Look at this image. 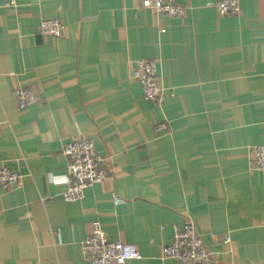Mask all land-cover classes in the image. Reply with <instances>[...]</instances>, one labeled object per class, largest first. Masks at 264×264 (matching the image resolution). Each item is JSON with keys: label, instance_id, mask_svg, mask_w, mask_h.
<instances>
[{"label": "crops", "instance_id": "crops-1", "mask_svg": "<svg viewBox=\"0 0 264 264\" xmlns=\"http://www.w3.org/2000/svg\"><path fill=\"white\" fill-rule=\"evenodd\" d=\"M176 1L184 17L139 0H0V167L20 175L0 189V264H85L94 221L136 246L128 264H180L163 251L187 216L214 264H264V172L251 157L264 146V0L222 17L206 7L218 0ZM43 19L62 35H41ZM138 59L157 64L159 103L131 78ZM17 88L37 102L18 108ZM79 137L106 177L68 204L53 179Z\"/></svg>", "mask_w": 264, "mask_h": 264}, {"label": "built area", "instance_id": "built-area-1", "mask_svg": "<svg viewBox=\"0 0 264 264\" xmlns=\"http://www.w3.org/2000/svg\"><path fill=\"white\" fill-rule=\"evenodd\" d=\"M140 7L168 17H184L187 9L176 0H139ZM16 0H8L7 6H15ZM206 7L213 8L219 16L235 15L238 13L237 0H218L208 3ZM64 25L60 19H43L38 31L41 35L59 38ZM161 33H165L161 29ZM131 78L142 90L143 98L149 103H159L163 87L157 76V64L152 60L138 59L131 71ZM14 96L18 108L22 109L37 102V98L23 88H17ZM164 131L166 126L160 123L155 127ZM66 158L65 173L53 180L66 185L60 197L63 202L71 204L83 198L84 190L101 182L106 173L100 168L102 159L96 154L93 142L89 138L73 139L62 150ZM252 167L264 172V146L251 149ZM19 173L7 167H0V189L11 190L19 184ZM114 206L124 203L120 197L113 195ZM81 256L85 264H128L138 258L135 245L122 241L110 240L98 221L92 223V233L81 243ZM164 258L173 259L180 264H214L207 252L201 236L196 230L194 220L187 216L181 227L174 230L171 242L164 247Z\"/></svg>", "mask_w": 264, "mask_h": 264}]
</instances>
